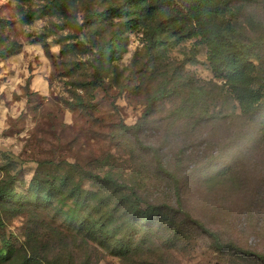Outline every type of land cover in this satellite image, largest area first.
Returning a JSON list of instances; mask_svg holds the SVG:
<instances>
[{
	"label": "rangeland",
	"instance_id": "1",
	"mask_svg": "<svg viewBox=\"0 0 264 264\" xmlns=\"http://www.w3.org/2000/svg\"><path fill=\"white\" fill-rule=\"evenodd\" d=\"M140 9L0 0V188L28 194L20 210L0 203V264H264V103L243 115L200 37L177 41L148 12L126 30ZM210 26L227 41H264V0H234ZM170 174L205 230L168 210L178 207ZM86 192L99 193L94 217L108 232L85 227L96 203Z\"/></svg>",
	"mask_w": 264,
	"mask_h": 264
},
{
	"label": "trees",
	"instance_id": "2",
	"mask_svg": "<svg viewBox=\"0 0 264 264\" xmlns=\"http://www.w3.org/2000/svg\"><path fill=\"white\" fill-rule=\"evenodd\" d=\"M131 1L132 5L139 6L141 9L138 17L128 18V20H126L123 25L126 30L138 31L141 27H144L146 23L141 18L148 12L153 16L154 21L160 23V26H166L176 37L177 41L200 37L202 41L207 43L209 48V61L215 75L227 80V82L234 87L236 99L239 102L243 115L252 116L262 108L264 103V85L259 82V73L264 57L262 53L264 50V41L255 36L251 37L249 41L246 42L239 40L237 36L232 38L233 40L235 39L234 41H227L224 37H219L215 29L210 26V23L219 15L229 11L234 0H181V7L180 4L176 3L177 0H153L158 1L155 4L150 3L152 0ZM123 12L125 15L129 14L128 10H123ZM28 18L31 19L32 17ZM28 23H31V20H29ZM4 51L15 52L16 50L13 45H9ZM250 59H252V61ZM261 123L263 127L260 132V138L258 137V139L264 140V121L262 120ZM154 157L157 162L158 172L168 174V170L160 159L158 152H155ZM169 176H172L175 183L174 194L178 207L176 210L173 208H168V210L182 213L184 216L190 218L192 223L205 230L203 224L198 220L192 219L187 212L183 211L179 182L172 174ZM99 179H101L100 181L104 185L112 187L115 191H121L124 187L122 184L115 182L109 174L101 178L99 177ZM30 183L32 186H34V184H41L35 183V179L31 180ZM56 185V182L50 185L52 186L50 191L54 194L60 192V189L56 187ZM82 192L83 190L81 188L77 189V193L81 194ZM86 194L90 197V201L93 200L96 201V203L93 206L90 203L88 206V208H91L90 211H92V213L87 214L88 221L86 220L85 227L90 233L102 234L108 232L109 230L104 231L108 220L105 218V220L102 221V215L98 218L94 217V215L98 213H104L101 210L102 200H98L99 193L86 192ZM26 196H28V194H19V192L14 189V186L0 188V203L11 204L13 209L16 210L22 209L23 205L18 204L22 203L21 198H25ZM31 196L32 194L29 195L28 198H32ZM47 199H49V197H47ZM35 200H41V197L37 195ZM97 202H99V204H97ZM138 208L139 205L137 204V209ZM157 208L163 209L162 206ZM79 211L80 207H78L76 203L75 206L72 207L69 216L73 218L75 222L78 221L77 215ZM145 211V213H147L146 216H149L148 218L150 219L155 211V207L149 205ZM1 225H3V223L0 221V226ZM256 257L264 261V255L258 254Z\"/></svg>",
	"mask_w": 264,
	"mask_h": 264
}]
</instances>
